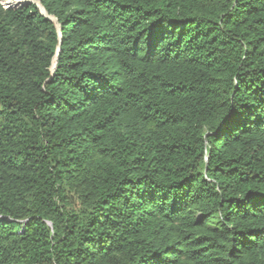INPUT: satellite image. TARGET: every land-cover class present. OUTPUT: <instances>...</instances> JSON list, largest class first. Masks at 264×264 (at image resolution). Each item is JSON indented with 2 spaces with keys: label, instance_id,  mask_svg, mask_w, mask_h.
Returning <instances> with one entry per match:
<instances>
[{
  "label": "trees",
  "instance_id": "1",
  "mask_svg": "<svg viewBox=\"0 0 264 264\" xmlns=\"http://www.w3.org/2000/svg\"><path fill=\"white\" fill-rule=\"evenodd\" d=\"M39 1L0 0V264H264V0Z\"/></svg>",
  "mask_w": 264,
  "mask_h": 264
},
{
  "label": "water",
  "instance_id": "2",
  "mask_svg": "<svg viewBox=\"0 0 264 264\" xmlns=\"http://www.w3.org/2000/svg\"><path fill=\"white\" fill-rule=\"evenodd\" d=\"M33 2L38 4V6L40 7V9L43 11L44 14H46L49 18L53 19L51 16H49V15L46 13V11H45L43 5L41 4V2H40L39 0H37V1H35V0H24V1L19 2V3H13V4H7V5L3 4V5H4L5 7H18V6H24V5H27V4H29V3H33ZM60 29H61V28H60V26H59V32H60ZM56 63H57V59L55 58V60H54V64H53V67H52V70H53V71H54V69H55Z\"/></svg>",
  "mask_w": 264,
  "mask_h": 264
},
{
  "label": "bare ground",
  "instance_id": "3",
  "mask_svg": "<svg viewBox=\"0 0 264 264\" xmlns=\"http://www.w3.org/2000/svg\"><path fill=\"white\" fill-rule=\"evenodd\" d=\"M3 1V0H2ZM6 1H13V3H19V2H22L24 0H6ZM15 1V2H14ZM13 3H8V4H13Z\"/></svg>",
  "mask_w": 264,
  "mask_h": 264
},
{
  "label": "rangeland",
  "instance_id": "4",
  "mask_svg": "<svg viewBox=\"0 0 264 264\" xmlns=\"http://www.w3.org/2000/svg\"><path fill=\"white\" fill-rule=\"evenodd\" d=\"M4 4V3H3ZM5 5H7V4H5Z\"/></svg>",
  "mask_w": 264,
  "mask_h": 264
}]
</instances>
